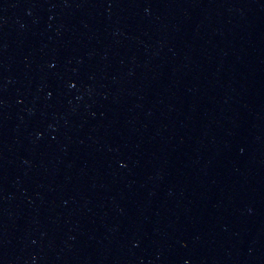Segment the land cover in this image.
I'll list each match as a JSON object with an SVG mask.
<instances>
[{"label": "water", "instance_id": "1", "mask_svg": "<svg viewBox=\"0 0 264 264\" xmlns=\"http://www.w3.org/2000/svg\"><path fill=\"white\" fill-rule=\"evenodd\" d=\"M0 264H264V0H0Z\"/></svg>", "mask_w": 264, "mask_h": 264}]
</instances>
